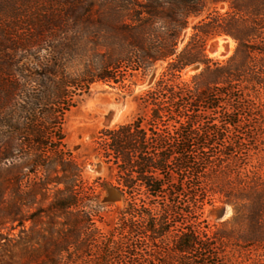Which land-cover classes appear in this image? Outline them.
Masks as SVG:
<instances>
[{
	"label": "trees",
	"instance_id": "1",
	"mask_svg": "<svg viewBox=\"0 0 264 264\" xmlns=\"http://www.w3.org/2000/svg\"><path fill=\"white\" fill-rule=\"evenodd\" d=\"M33 1L0 0V17L7 5L14 14ZM38 7L41 29L2 46L0 264H232L225 251L232 231L211 235L200 222L216 195L234 208L231 222L249 225L237 240L262 246L264 176L243 151H264V0H38ZM223 36L235 52L213 61L208 42ZM40 44L49 58L31 53ZM83 53L87 70L64 76L63 63ZM25 54L33 62L21 64ZM158 64L164 73L140 96L136 118L96 141L126 201L105 232L98 226L105 207L66 150L64 120L77 93L118 83L123 68L147 73ZM194 67L200 72L181 81ZM48 79L41 91L29 88Z\"/></svg>",
	"mask_w": 264,
	"mask_h": 264
},
{
	"label": "rangeland",
	"instance_id": "2",
	"mask_svg": "<svg viewBox=\"0 0 264 264\" xmlns=\"http://www.w3.org/2000/svg\"><path fill=\"white\" fill-rule=\"evenodd\" d=\"M40 7H38V0L31 3L20 2L14 8L17 13L12 14V9H9L10 5H7L5 12L7 16L0 17V64L3 61L2 46H8L7 43L12 41L13 36L28 40L33 31L37 33V29H41L42 23L38 21L36 24L34 21L39 18ZM226 9L225 4L219 6L222 13ZM15 26L17 27L15 28ZM9 27L13 28V31H9ZM227 38L229 37H218L208 42L207 55L210 59L224 62L234 54L236 43L231 38L226 40ZM220 39L224 40L223 45L218 42V50H212V52L222 54L220 56L212 55L209 49L215 45L213 43L216 40ZM221 46L223 50L220 52ZM31 53L35 54L36 58L50 57L49 49L41 44L38 49L31 51ZM25 55L26 57L21 59V64L33 62L28 54ZM81 55L72 57L63 63L62 74L64 76L77 77L87 70L90 64L89 57L88 55L85 56L84 53ZM20 57L23 55L18 52L14 58L18 60ZM165 66V64H158L147 73L123 68L120 70L121 75L118 77V83L97 82L89 87V91H85L81 95L77 93L73 98L74 107L66 114L63 124L66 150L83 164L84 179L90 185L97 187L99 201L105 207L104 222L98 223V226L105 232L116 227L120 211L125 208L126 201L121 192L114 188L117 184L116 170H112L111 166L99 155L96 141L102 131L118 128L131 123L136 118L139 112L140 96L155 87L164 73ZM200 70L201 67L187 69L182 73L181 81L190 82ZM1 72L3 70L0 65V74H3ZM2 78L1 81H3ZM4 83L6 84L5 80ZM51 83V79L43 80L30 85L29 88L41 91L45 85ZM256 117L260 119L262 116L257 113ZM257 136L259 135L257 134ZM243 153V156L248 159L249 166H256L259 174L264 176V151H243ZM221 198L220 195H216L204 202L200 217V222H203L202 228H207L211 235L218 230L232 231L234 242L228 244L225 249L230 255L232 264H264V244L256 246L237 240L243 232L248 230L249 225L241 221L231 222L235 216V210L232 206L223 204ZM210 199L212 202L209 201ZM28 226L30 225L28 224Z\"/></svg>",
	"mask_w": 264,
	"mask_h": 264
},
{
	"label": "bare ground",
	"instance_id": "3",
	"mask_svg": "<svg viewBox=\"0 0 264 264\" xmlns=\"http://www.w3.org/2000/svg\"><path fill=\"white\" fill-rule=\"evenodd\" d=\"M226 40H229V38H227ZM224 40L223 39H220V40H216L213 44H215V45H217V43L219 42L221 45H223V42ZM218 46V45H217ZM218 48H219V46H218ZM212 47H210V49H209V51H210V53L212 54V55H217V56H220V54H222V53H213L212 52ZM223 50V48H222V46H221V49H220V52ZM215 51V50H214ZM222 56V55H221Z\"/></svg>",
	"mask_w": 264,
	"mask_h": 264
},
{
	"label": "water",
	"instance_id": "4",
	"mask_svg": "<svg viewBox=\"0 0 264 264\" xmlns=\"http://www.w3.org/2000/svg\"><path fill=\"white\" fill-rule=\"evenodd\" d=\"M212 49L215 50V51H217L218 50V46L217 45H214V46H212Z\"/></svg>",
	"mask_w": 264,
	"mask_h": 264
}]
</instances>
